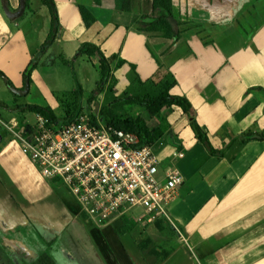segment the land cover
Returning <instances> with one entry per match:
<instances>
[{"label": "crops", "instance_id": "1", "mask_svg": "<svg viewBox=\"0 0 264 264\" xmlns=\"http://www.w3.org/2000/svg\"><path fill=\"white\" fill-rule=\"evenodd\" d=\"M27 1L24 13L11 20L4 6L17 13L20 0H0V73L24 90L25 71L43 56L51 67L55 57L67 64L85 57L100 75L98 57L77 55L89 44L112 60L106 88L117 96L131 85L133 67L144 84L165 68L177 82L170 94L187 98L191 110L165 107L154 117L145 112L143 118L154 134L158 178L175 170L183 183L168 208L173 225L159 217L137 228L122 221L126 214L104 228L83 227L81 208L69 189L43 179L21 147L6 142L10 134L0 127V223L15 230L32 221L57 234L87 228L102 264H158L159 258H164L162 264H264V141L245 136L264 133V0H172L178 39L139 28L141 18L153 14L154 0H130L128 8L124 0H54L59 36L45 51L51 13L41 0ZM82 8L93 21H85ZM52 49L56 55L47 59ZM119 60L125 64L116 69ZM102 94L104 89L97 103ZM37 95L42 103L28 102ZM26 99L28 106L54 112L58 106L38 69ZM22 105L0 100L7 116ZM12 119L17 118L0 115L4 122ZM193 121L222 156H211L199 142ZM176 153L183 157L173 159ZM169 233L171 238L162 240Z\"/></svg>", "mask_w": 264, "mask_h": 264}, {"label": "built area", "instance_id": "2", "mask_svg": "<svg viewBox=\"0 0 264 264\" xmlns=\"http://www.w3.org/2000/svg\"><path fill=\"white\" fill-rule=\"evenodd\" d=\"M33 114L34 124L26 118L0 120V127L19 143L42 178L69 189L93 227L110 226L137 207L144 212L140 221L160 217L172 223L168 208L183 178L170 170L159 179V159L138 135L106 126L97 114L81 112L62 120Z\"/></svg>", "mask_w": 264, "mask_h": 264}, {"label": "trees", "instance_id": "3", "mask_svg": "<svg viewBox=\"0 0 264 264\" xmlns=\"http://www.w3.org/2000/svg\"><path fill=\"white\" fill-rule=\"evenodd\" d=\"M41 2L46 5L52 16V29L51 33L43 47L45 51L48 47H51L56 37L59 33V18L57 13V6L54 0H41ZM125 6L128 8L130 5V0H124ZM28 7V1L26 3ZM82 15L86 22H91L93 19L89 18V12L82 8ZM139 28L144 32L150 33H161L163 37L167 39L180 38L181 32L178 30L180 23L176 22L173 16V5L172 0H154L153 1V14L151 16H143L138 22ZM77 55H85L87 57H98L99 58V71L101 80L97 85V89L92 93L89 98V104H92L100 93L103 91L104 87L108 84L109 80L112 78V66L111 61L102 54L100 49L96 46L84 44ZM125 64V61L119 60L115 66L116 69L121 68ZM37 68V65L33 62L24 73L25 85L31 84V77L33 71ZM135 73V68H132ZM0 75L6 81L8 87L13 89L12 83L2 74ZM135 84L145 87L148 85L153 91V94L147 92L143 96H130L123 101L112 104L111 106L104 107L100 111V118L106 126H112L119 130H124L127 132H133L139 136L141 145L152 146L154 144L155 138L154 134L147 127V121L141 117H130V116H119L115 114L114 110L123 104L136 105L144 109L145 112L151 117H154L163 108H171L173 106L181 108L184 113H189L191 110V104L185 97L172 96L170 94L171 89L177 84L174 76L168 72L165 68L161 67L157 75L148 83H142L137 74L135 73ZM80 96L82 91L80 90ZM69 96V95H68ZM74 96V95H72ZM79 97V96H74ZM75 98V99H76ZM62 107L67 111L66 113L70 115V119L75 117V114L80 111L79 103L77 104H65L62 103ZM17 109L23 113H34L41 112L49 116L52 120H58L56 114L50 108H42L39 106H17ZM72 115V116H71ZM192 129L203 146L207 149L211 156L220 157L222 152L213 148L207 134L201 129V127L195 122H192ZM246 140L253 141H264V133L260 134H247ZM85 217L84 215L82 216ZM86 218V217H85ZM45 261L43 264H54L49 257H44Z\"/></svg>", "mask_w": 264, "mask_h": 264}, {"label": "rangeland", "instance_id": "4", "mask_svg": "<svg viewBox=\"0 0 264 264\" xmlns=\"http://www.w3.org/2000/svg\"><path fill=\"white\" fill-rule=\"evenodd\" d=\"M37 1L38 3H40L39 0ZM42 7L45 8L43 4H42ZM58 36H59V33H58ZM56 52H57L56 49L50 50L47 59H49L51 55H56L55 54ZM35 55H37V53H35ZM66 62L67 61L62 60L60 57H55V64L53 65V67H51L49 62L46 61V59L43 56H38L37 64L35 63L37 65L36 69L40 71L43 82L47 84L49 89L54 94L55 100H57L58 106L55 107L54 113L57 115V118L61 120L65 116H70L69 114L66 115L67 110L62 107V103L72 105V104H77L78 102L80 111L90 113L91 115H94V114L99 115L101 109L107 106H111L117 101L123 102L127 98V96H143L147 92L153 94V91L151 90L152 88L150 89V87H148L149 84L146 85L145 87L135 84L136 83L134 79L135 73L132 71L130 76L128 77L131 85L129 86L127 91L123 93L121 92L120 95L118 94L119 96L118 95L116 96L114 93L110 92V90H108L105 86L104 94H102L105 97H101L98 103L96 100L95 106L97 109L96 111H94L92 109V105L89 104L88 99L89 97H91L92 93L97 89V85L100 81V75L98 73V70L85 57H79L74 60L72 59L68 60L69 64H67ZM40 84L42 85V81H40ZM80 89L83 92L82 100L80 99L81 98L80 94H78L80 93ZM72 95L79 96V97L76 98ZM26 98H27V95L18 96L12 92V89L11 91L8 88L5 89V85L3 81L0 79V100H3L5 102H10V103L13 100H17L19 104H23L22 106H26L25 104L27 103ZM117 98H119V100H117ZM32 100H35V101L37 100L41 102V100L39 99V95H37L36 98L33 97L29 99L28 102ZM80 100L82 102H79ZM114 112L115 114L119 116H130V117H141V118L146 116L143 108L136 106V105H128V104H123V105L118 106L114 110ZM4 113L5 111L2 108H0V115L3 116V118H5L6 120H9L10 118H13V117L17 118L18 120H22L23 118H26L31 124L35 123V117L33 113H28V112L23 113V112L18 111L15 113L11 112L10 116L5 115ZM9 136L10 138H8V141L6 142L11 141L13 143H16L20 147L19 143L15 141L11 135ZM143 216H144L143 209L140 207H137V208H134L132 211H130L126 216H124V219H122V221L127 224L132 223L137 228H139V227H142L143 221H139V220H142ZM87 221L88 220L85 217L84 218L82 217L83 227H86V226L91 227V225ZM166 222L168 221L166 220ZM83 227L81 226L79 229H73L72 231L67 233L69 235L64 234L63 236L64 238L62 240L60 238H57L56 244H58V241L59 242L62 241L65 251L67 249L72 250L71 253L74 256V260H71V261L64 260V258H61V257L62 256L68 257V256L67 254H61L62 252L60 253L61 250L59 251V249L62 248L60 247L58 248L59 252L57 251L58 253L55 254V257L57 256L58 258L60 257L58 264H60L62 261L64 264H102L100 259L98 260L97 259L98 257L95 256V252L86 234L87 228L85 229ZM171 236H172L171 233L167 235L165 234L162 240L167 242L171 238ZM68 238L73 239L75 242L72 245L68 246V244H66V241L68 242ZM133 238H135V236H133ZM48 243L50 244V246L53 244L51 237L47 239L44 238L43 245H47ZM159 244H162V242ZM172 248H175V247L172 246ZM172 248L167 250L168 253H172L173 251ZM163 260L164 258H159L158 264H162Z\"/></svg>", "mask_w": 264, "mask_h": 264}, {"label": "flooded vegetation", "instance_id": "5", "mask_svg": "<svg viewBox=\"0 0 264 264\" xmlns=\"http://www.w3.org/2000/svg\"><path fill=\"white\" fill-rule=\"evenodd\" d=\"M87 222L90 224L89 221ZM70 231L72 230H65L61 234H57L32 221L25 227L11 230V228H6L0 223V264H43L46 256L54 264H58L60 257H55V254L60 250L61 254H67L68 256H62L61 258L70 261L74 260V256L71 253L72 250L67 249L65 251L62 241H58V244H56L57 238L62 240L64 234L69 235L67 233ZM49 237L52 238L53 244L51 246L49 243L43 245L44 238L47 239ZM74 242L73 239L68 238L66 244L69 246ZM58 248H60L59 251Z\"/></svg>", "mask_w": 264, "mask_h": 264}, {"label": "water", "instance_id": "6", "mask_svg": "<svg viewBox=\"0 0 264 264\" xmlns=\"http://www.w3.org/2000/svg\"><path fill=\"white\" fill-rule=\"evenodd\" d=\"M25 8H26V0H20V10H19V12L13 13L6 6H4V11H5V14L7 15V17L9 19L15 20V19H17L18 17H20L24 13ZM12 92L14 94L18 95V96H26L28 94V92H29V85H26L24 90H17L15 88H13Z\"/></svg>", "mask_w": 264, "mask_h": 264}]
</instances>
